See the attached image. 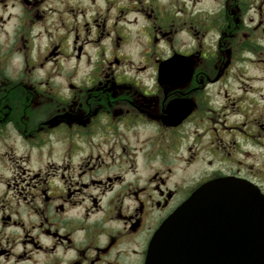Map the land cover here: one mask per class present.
I'll return each instance as SVG.
<instances>
[{
    "label": "flooded vegetation",
    "instance_id": "1",
    "mask_svg": "<svg viewBox=\"0 0 264 264\" xmlns=\"http://www.w3.org/2000/svg\"><path fill=\"white\" fill-rule=\"evenodd\" d=\"M225 179L264 198V0H0V264H145Z\"/></svg>",
    "mask_w": 264,
    "mask_h": 264
},
{
    "label": "water",
    "instance_id": "2",
    "mask_svg": "<svg viewBox=\"0 0 264 264\" xmlns=\"http://www.w3.org/2000/svg\"><path fill=\"white\" fill-rule=\"evenodd\" d=\"M213 188L219 189L218 192ZM221 215L246 218L251 226L244 235L255 236L254 239L241 245L235 236L228 237ZM214 226L221 227L219 240H216L220 244L213 240ZM213 248L216 249L215 260H211L210 249ZM145 264H264L262 200L238 184L231 187L229 183L219 182L204 186L159 228Z\"/></svg>",
    "mask_w": 264,
    "mask_h": 264
}]
</instances>
